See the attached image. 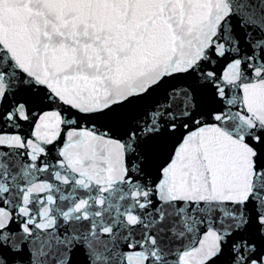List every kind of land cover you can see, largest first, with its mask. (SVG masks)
I'll use <instances>...</instances> for the list:
<instances>
[{"label":"snow or ice","instance_id":"snow-or-ice-1","mask_svg":"<svg viewBox=\"0 0 264 264\" xmlns=\"http://www.w3.org/2000/svg\"><path fill=\"white\" fill-rule=\"evenodd\" d=\"M0 264H264V0H0Z\"/></svg>","mask_w":264,"mask_h":264}]
</instances>
